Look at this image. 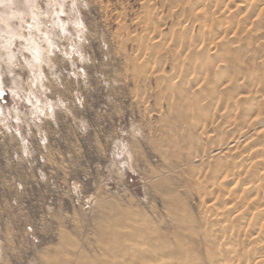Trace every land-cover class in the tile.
<instances>
[{"label":"rangeland","instance_id":"374dc122","mask_svg":"<svg viewBox=\"0 0 264 264\" xmlns=\"http://www.w3.org/2000/svg\"><path fill=\"white\" fill-rule=\"evenodd\" d=\"M228 1L199 21L190 0H0V264H172L188 247L206 264L203 176L227 156L258 179L249 195L217 177L229 221L264 205L244 161L264 139V0Z\"/></svg>","mask_w":264,"mask_h":264},{"label":"bare ground","instance_id":"6f19581e","mask_svg":"<svg viewBox=\"0 0 264 264\" xmlns=\"http://www.w3.org/2000/svg\"><path fill=\"white\" fill-rule=\"evenodd\" d=\"M174 1H177V0H174ZM183 1V0H181ZM185 1V0H184ZM192 1V3L195 5V8H199V10L197 12H195L196 14V19L199 21H210L209 19L211 18H214V16L217 14H221L223 13V11H225V13L227 12L226 10V6H227V0H190ZM230 2L233 1V0H229ZM228 1V2H229ZM235 3L234 5L236 6V8H240L241 6H238V5H242V2H245V4H247L248 2H246V0H234ZM241 3H240V2ZM163 2V1H162ZM189 2V1H188ZM239 2V4H238ZM254 2V1H253ZM177 3V2H176ZM147 4V3H146ZM145 4V5H146ZM175 4V2H174ZM178 4V3H177ZM181 4V3H180ZM243 4V5H245ZM144 5V4H143ZM148 5V4H147ZM173 5V4H172ZM249 5V3H248ZM238 6V7H237ZM247 6V5H246ZM173 7V6H172ZM245 7V6H244ZM251 10V7L248 6ZM252 7H253V4H252ZM146 8V7H145ZM183 8V7H182ZM242 9V8H240ZM246 9V8H245ZM254 9V8H253ZM197 10V9H196ZM230 9H228L229 11ZM232 10V9H231ZM244 10V9H243ZM257 10V9H256ZM177 11V10H176ZM190 11V10H188ZM245 11V10H244ZM243 11V12H244ZM248 11V10H247ZM252 11V10H251ZM258 11V10H257ZM242 12V10L240 11ZM246 12V11H245ZM241 14V13H240ZM170 15V14H169ZM173 16V15H172ZM188 16V15H187ZM256 17V16H255ZM192 19V18H191ZM196 19H193V20H196ZM241 19V18H240ZM250 19V18H249ZM189 20V19H188ZM216 21V20H215ZM241 21V20H240ZM193 22V21H192ZM191 22V24H192ZM245 23V22H244ZM183 24V22L181 23ZM201 25V24H200ZM238 25V24H236ZM242 25V23H241ZM177 27V26H176ZM190 27V26H189ZM188 27V29H189ZM204 28V26H202ZM147 28V27H146ZM193 28V27H191ZM173 29V28H172ZM181 29V28H179ZM187 29V28H186ZM187 29V30H188ZM201 29V28H200ZM205 29V28H204ZM190 30V29H189ZM206 30V29H205ZM170 31V30H169ZM237 31V30H236ZM180 32V31H178ZM177 32V33H178ZM167 34V33H166ZM165 34V35H166ZM172 34V33H171ZM182 35V34H181ZM180 35V36H181ZM162 36V35H161ZM170 36V35H168ZM179 36V38H181ZM191 36V35H190ZM164 37V36H163ZM193 37V36H192ZM160 38V37H159ZM166 38V37H165ZM183 39V37H182ZM189 39V38H188ZM161 40V39H160ZM169 40V39H168ZM194 40V39H193ZM152 41V40H151ZM155 41V40H154ZM186 41V40H185ZM184 41V42H185ZM175 42V41H174ZM155 43V42H154ZM167 43V42H166ZM183 43V42H182ZM188 43V42H187ZM155 45V44H154ZM153 45V47H154ZM172 45V44H171ZM182 46V45H181ZM163 47V46H162ZM187 47V46H186ZM185 48V47H184ZM187 50V49H186ZM193 51V50H192ZM191 51V52H192ZM161 53V52H160ZM215 54H218L217 52ZM220 54V53H219ZM184 55V54H183ZM189 55V54H188ZM153 57V56H152ZM186 57V56H185ZM140 58V56L138 57V59ZM165 59V58H164ZM140 63V62H139ZM138 66V65H137ZM158 66V65H157ZM155 67V66H154ZM185 67V66H184ZM176 68V67H175ZM186 69V68H185ZM148 71V70H147ZM171 72V71H170ZM172 73V72H171ZM174 73V72H173ZM187 73V71H186ZM172 75V74H171ZM175 77V76H174ZM174 77H172L171 80H174ZM179 78V77H178ZM178 80V79H177ZM177 84V82H176ZM182 84V83H181ZM176 86V85H175ZM181 86V85H180ZM178 88V87H177ZM173 91L172 93H175V89L174 90H171ZM2 94V93H1ZM181 98V93H176V94H172L170 95V97L168 98V102L169 104H175L176 102L179 101V99ZM183 99V98H182ZM231 104V103H230ZM264 137V135H263ZM261 137V138H263ZM262 142V141H261ZM262 144V143H261ZM263 146V147H262ZM260 148H255L252 147L250 152L251 153H255L256 155L254 157H250V156H247V158H244L245 162L246 161H250V163L248 164H254L255 166L256 165H260V166H263L262 169H264V139H263V144ZM227 149H230L231 147H236L235 145H231V144H228L226 145ZM256 147H259V146H256ZM254 149V150H253ZM219 150H214L212 151L211 153L213 154L214 157H218L219 153L218 152ZM224 154L225 153H228L229 150H224L223 149ZM207 155V153H206ZM205 155V156H206ZM242 157V156H241ZM219 159V158H218ZM217 160V159H216ZM240 160H238L237 158H232V157H225L224 159L222 160H217L214 168L212 169L213 173H209L208 175L206 176H203L205 177V180L203 181V184H210L212 186L213 189H216V191H214L215 193V196L214 198L210 199V201L205 204L206 207L203 211L204 213V216L205 217V223L203 225L204 229L202 230V235H203V243L205 245V252L207 253L206 254V258L208 259V262L206 264H264V257H257L255 259L257 260H260L259 263L257 262H254L253 261H249V259L247 257H245V254L244 252L252 247H248L246 245H244V243L247 241V238L251 240L252 243L256 244L257 246H259L260 248L264 249V205H256L255 202H246V204H244L243 206H241V208L243 207H247L246 209L244 210H238L237 212H234V217H236V220L238 221L237 224H232V221H229L230 218H228V216L231 215V208L228 205V203H237L236 200V195L232 198L230 195L229 196H226V195H221L220 191H219V188H215L216 186H218V182L221 180H219L218 178V182H217V177H221V178H229L227 180H233L237 186L241 185L242 186V189L246 192H250L249 195H252L251 194V191L252 188L255 185L256 181H258V179L256 180L255 178H250V179H247V175H249L250 173L248 171H245L244 173L241 172V168L243 167L242 163L239 162ZM244 162V163H245ZM212 166V165H211ZM246 166V164H245ZM251 166V165H250ZM249 167V165H247V168ZM244 168V167H243ZM251 169V168H250ZM245 170V169H244ZM254 170V168H253ZM251 171V170H250ZM264 171V170H263ZM262 171V175L261 179L264 180V172ZM249 174H248V173ZM255 173V171H254ZM244 174H247L246 176H244ZM259 175V173H258ZM251 176V174H250ZM256 176V175H255ZM246 177V180L244 179ZM249 177V176H248ZM257 177V176H256ZM203 179V178H202ZM225 180V179H224ZM260 181V182H263ZM199 183V182H198ZM199 184H202V183H199ZM198 184V185H199ZM254 185V186H253ZM203 186V185H202ZM206 187V186H205ZM210 188V187H209ZM255 188V187H254ZM204 191V190H202ZM242 191V192H244ZM246 193V194H248ZM207 194V193H206ZM205 195V194H204ZM203 195V196H204ZM240 195V194H238ZM205 197V196H204ZM241 196H239L240 198ZM171 199V198H169ZM179 199V198H178ZM245 199V198H244ZM251 199V198H250ZM255 199V198H254ZM225 202V203H224ZM171 203H175L174 201ZM222 204V205H221ZM174 205V204H173ZM221 205V206H220ZM176 206V205H175ZM168 208V207H167ZM230 208V209H229ZM178 209V208H177ZM169 210V208H168ZM171 210V209H170ZM167 211V210H166ZM173 216L174 214H177V213H172ZM187 215V214H186ZM134 216V215H133ZM176 217V215H175ZM174 217V219H175ZM179 217V216H178ZM185 217V216H184ZM190 217V216H189ZM135 218V217H134ZM181 218V217H180ZM188 218V217H187ZM136 219V218H135ZM183 218H181L180 220H182ZM144 220V219H143ZM184 220V223H188L187 221L185 222V219ZM137 221V220H135ZM147 221V220H146ZM178 221V220H176ZM179 222V221H178ZM190 223V221H189ZM188 223V224H189ZM197 223V221L195 222V224ZM131 224V223H130ZM133 224V223H132ZM181 224H183L181 222ZM178 223V225H181ZM192 224V222H191ZM194 224V223H193ZM194 224V225H195ZM147 225V224H146ZM190 225V224H189ZM188 225V227H189ZM199 225V223L197 224ZM137 226V225H135ZM185 226V225H184ZM143 227V226H142ZM147 227V226H145ZM182 227V226H180ZM187 227V226H186ZM187 227V228H188ZM199 228V226H196V228ZM132 229V228H131ZM138 229V228H136ZM189 229V228H188ZM195 229V228H194ZM192 230V229H191ZM190 230V231H191ZM246 231L249 233L248 237L243 235V231ZM127 231V230H126ZM125 231V232H126ZM136 231V230H134ZM128 232H130L128 230ZM178 232V231H177ZM195 232V231H194ZM193 232V233H194ZM185 235L186 233L183 232ZM183 234V235H184ZM192 234V233H191ZM176 235V234H175ZM179 234H177L178 236ZM165 236V235H164ZM163 236V237H164ZM135 237V236H134ZM179 237H182V236H179ZM177 237V238H179ZM184 237V236H183ZM195 237V236H193ZM138 238V237H137ZM176 238V239H177ZM174 238V241L176 240ZM196 239V238H195ZM185 240V239H184ZM193 240V239H192ZM197 240V239H196ZM199 240V239H198ZM177 241V240H176ZM175 241V242H176ZM180 241V240H179ZM178 241V242H179ZM183 241V240H182ZM195 241V240H194ZM149 242V241H148ZM157 242V241H156ZM185 242V241H183ZM181 242V243H183ZM188 242V241H186ZM196 242V241H195ZM142 243V242H140ZM173 243V242H172ZM180 243V242H179ZM177 243V244H179ZM181 243H180V246L178 248H182L181 246ZM198 243V242H197ZM171 244V243H170ZM176 244V243H174ZM176 244V245H177ZM187 244H190V243H187ZM145 245V244H144ZM149 245V244H148ZM151 245V244H150ZM175 245V246H176ZM183 245V244H182ZM203 245V246H204ZM246 246V248H243ZM174 246V245H173ZM201 245V247H203ZM156 247V246H155ZM142 248V247H140ZM159 248V247H158ZM177 248V246H176ZM177 248V249H178ZM180 248V249H181ZM131 249V247L129 248ZM132 249H135L132 247ZM131 249V250H132ZM146 249V248H144ZM161 249V248H160ZM183 249V248H182ZM189 251H188V250ZM186 249V253L184 251L183 253V250H181V254L180 252L178 253L177 257L181 259H183L182 263H173L172 264H205L202 260H199L200 257H199V252L195 251L196 249L193 248V247H189ZM155 248L151 246V248L149 247V249L147 250V252L149 253H154L155 252ZM158 250V249H157ZM173 250V249H172ZM176 250V249H175ZM185 250V249H184ZM154 251V252H153ZM159 251V250H158ZM156 251L154 254L156 255L157 252ZM174 251V250H173ZM145 254L147 253L145 250H144ZM160 252V251H159ZM163 252V251H162ZM175 252V251H174ZM136 254V253H134ZM133 254V255H134ZM159 255H161V253H158ZM138 253L136 254L135 257H137ZM158 255V256H159ZM167 255L168 254H162L161 255V261L158 263V262H154V263H151V261L148 263V264H160L162 262L163 259L167 258ZM180 255V256H179ZM139 256V255H138ZM151 256V255H150ZM173 256H175L173 254ZM264 256V255H263ZM159 258V257H158ZM205 258V257H204ZM128 259V258H126ZM146 261V260H145ZM159 261V260H158ZM122 262V261H121ZM125 262V261H124ZM166 262V261H165ZM252 262V263H251ZM147 263V262H146ZM168 264V262H166ZM121 264H124V263H121ZM169 264H171L169 262Z\"/></svg>","mask_w":264,"mask_h":264}]
</instances>
